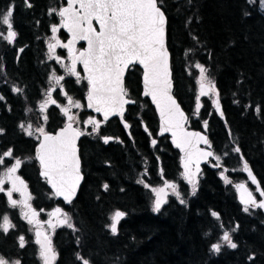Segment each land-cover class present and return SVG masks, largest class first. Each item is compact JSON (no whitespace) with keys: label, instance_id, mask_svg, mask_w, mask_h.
<instances>
[{"label":"trees","instance_id":"trees-1","mask_svg":"<svg viewBox=\"0 0 264 264\" xmlns=\"http://www.w3.org/2000/svg\"><path fill=\"white\" fill-rule=\"evenodd\" d=\"M29 2L33 7L27 8L24 0H0V11L14 6L18 33L13 44L0 36V154L11 148L13 156L21 160L32 157L35 140L21 131L20 124L38 120L36 104L52 66L44 62L46 38L52 34V25H59L57 15H49L59 0ZM159 6L167 19L165 40L173 95L187 115V127L206 134L213 154L225 155L221 164L227 169V181L244 177L230 172L243 159L264 191V14L258 2L162 0ZM0 31L4 33V26ZM56 35L62 41L65 38L61 29ZM57 51L64 53L62 48ZM194 64H201L215 84L223 119L205 96L200 97L197 111ZM139 74L133 65L124 77L128 97L134 101L124 114L128 133L115 118L101 122L99 131L93 132L92 125L83 124L92 114L83 105L75 111L80 126H86V134L78 142L83 178L72 202L62 204L49 196L37 176L34 159L23 163L17 172L36 209L58 205L69 216L72 227H57L50 235L56 251L53 264H82L77 255L89 264H264V216L257 208L249 207L245 212L231 181L226 183L219 170L206 165L198 172L193 194L192 185L181 180L184 172L176 150L165 136L156 135V117L140 95ZM61 85L66 97L82 104L83 81L78 85L65 77ZM13 87L23 91L14 93ZM62 92L58 88L53 92L58 105ZM57 104L49 105L44 114L48 117L42 123L46 132L65 122ZM102 137L111 139L104 143ZM13 162L6 158L0 171ZM138 177L150 186L175 179L179 199L169 198L159 211H153L149 191ZM117 210L125 215L114 235L109 216ZM15 213L0 193V221L7 214L15 225L7 234L0 231V256L18 258L20 264H39L36 246ZM226 231L237 243L236 249L223 244ZM18 235L25 238L23 248ZM215 243L222 245L219 253L210 251ZM249 256L254 259L248 260Z\"/></svg>","mask_w":264,"mask_h":264},{"label":"snow or ice","instance_id":"snow-or-ice-1","mask_svg":"<svg viewBox=\"0 0 264 264\" xmlns=\"http://www.w3.org/2000/svg\"><path fill=\"white\" fill-rule=\"evenodd\" d=\"M247 2L255 4L257 0H247ZM24 3L27 8L33 7L29 0H24ZM161 3L162 0H67L66 6H61L58 9L50 8L49 15H58L60 23L59 25L53 24L51 27V39L55 43H48L49 59H56L65 68L67 74L76 77L78 84L81 80L87 81V106L102 114L104 121H108L109 117L117 115L123 119L124 106L134 103V101L127 98L129 93L124 85V76L125 71L130 66L141 65L143 67V94L151 96L160 112L161 132H172L173 143L186 153V158L182 161L183 176L192 185V192L195 194V176L196 172H199V159H206L212 156L213 153L197 149L196 172L191 171L192 153L187 150L186 146L191 145L192 137H197V143L209 144V141L199 133H187L183 130L184 113L180 111L179 105L171 95L172 84L168 64V50L165 47L167 19L165 12L159 6ZM259 5L261 10L264 11V0H259ZM245 15H249V13L245 12ZM13 17L14 6L12 5L0 11V26L6 27L7 33L3 35L0 31V36L9 44H13L18 35L14 29ZM94 22L95 25H98V28L94 25ZM61 28L70 34L71 38L67 43H61L57 38L56 34ZM77 41H86L87 48L82 51L76 49ZM57 48L67 49L70 64L64 65L61 58L56 55ZM20 51H23V49H20ZM77 63L83 65L84 76H81L77 71ZM196 67L200 71L199 95L203 96L214 92L215 84L205 75L207 70L201 64H197ZM49 79L54 81L55 85L60 86L61 91H63L61 81L64 80V76L53 73ZM12 91L21 93L23 89L13 87ZM0 99H3V97H0ZM68 101L71 107H81L80 102H73L71 97H68ZM214 103L217 111H219V103L216 101ZM50 104H57V101L52 98V89L48 90L44 101L40 102L39 111L46 113ZM57 106L60 107L58 104ZM199 107L198 96L197 111ZM28 111H31V109H28ZM60 111L67 117L68 122L55 135L47 133L43 127L35 129L39 133L37 139L43 137L37 147L35 159L40 165V175L51 185L55 195L62 196L65 201L71 202L83 178L81 176L80 158L77 155L76 140L86 133L73 127V122L79 123V121L76 116L71 114L69 107H60ZM257 111H259V108ZM43 119L47 121V115H44ZM84 123L92 125L93 132H98L101 126V121L92 117ZM124 127L127 128L129 125L125 123ZM20 128L28 136H33V125L31 123L27 126L21 123ZM2 132L3 129H0V133ZM102 139L104 143H108L111 138L102 137ZM153 144H155V141H153ZM235 151L239 152L240 149L236 148ZM6 158H12L14 163L0 173V192L5 191L4 184L11 185L6 191L9 207L16 208L19 206L23 219H26L29 224L35 221L38 226L36 243L39 245L40 258L43 264H53V261L56 260V251L52 246L51 238L39 230V221L35 220L38 214L29 203L32 197L27 192V184L17 175L22 164L33 158L26 157L21 160L14 157L11 148L0 154V165L5 163ZM244 170L248 172L252 183L256 184V179L248 169L247 163L244 165ZM225 182L228 183L229 181L226 179ZM145 187H148V185L145 184ZM104 188L107 189L108 185L105 184ZM167 188H171L173 193L179 196V193L176 192V185L167 181L164 187L153 188L152 191L156 195L153 211H159L161 205L165 203L164 197L167 195L165 189ZM238 188L242 190L241 202L245 205V212H248L250 206L264 209V200L257 202L244 184H240ZM257 191H260L259 186ZM14 192L20 193L22 199L19 201L13 199L12 194ZM260 195L264 197V191H260ZM180 202L184 203L183 200ZM60 214L61 210L57 208L55 212L49 215L59 216ZM124 215V212L117 210L111 217L110 228L112 234L117 233V225ZM212 215L218 217L215 212ZM58 223L66 224L69 228L72 227L67 215ZM49 226L55 227L51 222H49ZM14 227L15 225L11 222L9 216L7 214L3 215L2 221H0V231L7 234ZM221 239L229 249L238 247L227 231L224 232ZM24 244L25 238L20 236V247L23 248ZM221 248V243H215L211 245L210 251L219 253ZM77 259H81L82 264H89L87 259H83L79 255H77ZM253 259V256L248 257L250 261ZM0 264H20V262L19 260L9 262L3 256H0Z\"/></svg>","mask_w":264,"mask_h":264},{"label":"rangeland","instance_id":"rangeland-1","mask_svg":"<svg viewBox=\"0 0 264 264\" xmlns=\"http://www.w3.org/2000/svg\"><path fill=\"white\" fill-rule=\"evenodd\" d=\"M257 2H258V8H259L260 11L264 14V11H262L261 8H260L259 0H257ZM4 28H5V31H4L3 35H6V34H7V33H6V27H4ZM51 37H52V34L49 35V36L46 38V43H45V49H46V51H45V55H44V62H49V64L52 63L49 78H50V76H51L53 73H55V74L58 75V76H64V78H65V77L72 78V80H73L75 83H77V82H76V77L67 74L66 71H65V68L62 67L61 64L57 62L56 59H49L48 43H50V42H51V43H55V41H53V40L51 39ZM61 43H63V42H61ZM57 49H58V48H57ZM57 49H56V55L59 56V57L61 58V60L63 61L64 65H68V64H70V60L68 59V52L66 51V49H65V48H62V49H64V53H63V55H59ZM53 65H54V66H53ZM193 66H194V68L196 69L195 90H194V92H195V94H196V98L199 96V99H200L201 96L199 95V92H198V84H199L198 81H199V77H200V71H199V69L196 67V64H194ZM80 74H81V73H80ZM81 76H82V74H81ZM206 77H207V76H206ZM49 78H48L47 85H46L45 89L42 90V91H43L42 96H41L40 100H39V101L37 102V104H36L37 115H36L35 117H37L38 120L35 122V124H32L31 122H29V123H31V124L33 125V128H32L33 136H29V137L33 138L34 140H37V137H38V135H39V133H37V132L35 131V129H36L37 127H43V128H44V126H43L42 123H44L43 116H44L45 113H41V112L39 111V104H40V102L44 101V99H45V97H46V94H47V92H48L49 89H54V90H56L57 88L60 87V86L55 85V82H54V81H50ZM81 81H82V80H81ZM85 82H86V80H85ZM77 84H78V83H77ZM214 95H215V92H211V93H208V94L204 95V96H205V97L211 102V107H212V109H213V106H212V99H213V96H214ZM52 98L56 100V95H54L53 92H52ZM71 98H72L73 102L78 101V100L74 99L73 97H71ZM80 104H81V103H80ZM50 105H51V104H50ZM81 106H82V104H81ZM60 107H69V108H70V111H71V114L74 115V116H76V118H77V114L75 113V111H77L78 109L81 108V107H80V108L71 107V105L69 104V101H68V97H63V99L60 101ZM194 109H195V108H194ZM60 113H61V115L64 117V120L66 121V120H67V117L64 116L63 113H62L61 111H60ZM86 120H88V118L85 119V120H83V124H84V125H86V124L84 123V121H86ZM40 121H41V122H40ZM38 122H40V124H39V125H36ZM29 123H23V124H24L25 126H27ZM73 123H74V125H75L76 127H78L82 132H85V128H86V126L81 127L79 123H76V122H73ZM20 129H21V128H20ZM21 131H22L25 135H27L22 129H21ZM27 136H28V135H27ZM234 150H235V149H234ZM212 156H213V158H214V162H215V164H221V162H222V157H224L225 155H215V154H213ZM13 163H14V162H13ZM141 164H143V162H142ZM7 167H8V166H7ZM5 168H6V167L2 168L1 171H0V173H2V172L5 170ZM199 171H200V170H199ZM228 171H230V170H228ZM240 171H241V166H240V161H239V162H236V165H235L233 168H231V171H230V172L233 173V174H235V173H238V172H240ZM183 172H184V171H183ZM193 172H196V171H193ZM221 174H222V172L219 171V175H221ZM197 176H199V173H198V172H196L195 180H196ZM236 179H237V180H234V181H241V182H243V183L246 182L245 179H242V178H239V177H236ZM137 180H138V181H142V182H140V183L142 184L143 187H145V184H146V183H143L145 180L143 181V179H142L141 177H138ZM181 180L184 181V182H186V183H188L187 180L184 179V176L182 177ZM168 183H173V184H175V185H176V192L178 193L177 181H176V180H174V181H169ZM164 184H165V182L162 180V181H161L159 184H157V185H152V186L148 185V187H146V188L148 189L149 194H150V197H151L150 202H151V204H152V208H153V206H154V201H155V199H156V195H155V193L152 191V189H153V188H162V187H164ZM3 187H4L5 191L2 192V193L5 194L6 199H7V202H8V197H7V195H6V191H7V189H9V188L11 187V185L6 183V184L3 185ZM165 192L167 193V195L165 196V200H168L169 198H174V199H176V200L179 199V196H177L176 194H174L171 188H167V189H165ZM12 198L15 199V200H17V201H19V200L22 199L20 193H18V192H14V193L12 194ZM30 201H31V200H30ZM30 201H29V203H31ZM244 207H245V205H242V209H243V210H244ZM10 208H12V207H10ZM32 208H33V207H32ZM250 208H253V207H250ZM12 209H15V210L19 213V215H20L19 217H21V208H20L19 206L16 207V208H12ZM33 209H34V208H33ZM34 210H35V209H34ZM35 211H36L37 214H38V215L36 216L35 220H38V221H39V230H40L42 233L47 234L48 236H50L51 233H52V231H53L54 229H56L57 227H60V226L68 227L66 224H60V223H58V221L63 220V219H64V216L67 215V214L64 213L63 211L61 212V214H60L59 216H50L49 214L52 212V211H50V210H47V211H38V210L36 209ZM53 212H54V211H53ZM53 212H52V213H53ZM67 216H68V215H67ZM112 216H113V215L109 216V219H110V223H109V224H110V225H111V217H112ZM68 217H69V216H68ZM21 218H22V217H21ZM22 220H23V221L25 222V224H26V228H27V232H28V234L31 235V241H32V243H34V245L36 246V254H35V255H36V258L39 260V264H43V261L41 260L40 255H39V245L36 243V231H37V227H38V226H37V224L35 223V221H34V223L29 224L28 221H27L26 219H23V218H22ZM49 222H51V224L55 225V227H54V228H53V227H50V226H49ZM69 222H70V219H69ZM70 223H71V222H70ZM68 228H69V227H68ZM19 246H20V245H19ZM7 261L12 262V261H16V260H7Z\"/></svg>","mask_w":264,"mask_h":264},{"label":"water","instance_id":"water-1","mask_svg":"<svg viewBox=\"0 0 264 264\" xmlns=\"http://www.w3.org/2000/svg\"><path fill=\"white\" fill-rule=\"evenodd\" d=\"M63 1H64V4H63L62 6H66L67 0H63ZM94 25H95V22H94ZM95 26L98 28V25H95ZM165 27H166V26H165ZM61 30H62V31L64 32V34L66 35V40H65L64 43H67L68 40L71 38V37H70V34H69L65 29H62V28H61ZM165 37H166V28H165ZM80 45H81V47L77 48V46H80ZM165 47H166V40H165ZM76 48H77L78 50H80V51L86 49V48H87V42H86V41H77V43H76ZM166 48H167V47H166ZM66 51H67V49H66ZM67 52H68V51H67ZM168 64H169L170 80H171V84H172V87H171V95H172V97L176 100V98H175L174 95H173V81H172V77H171L169 52H168ZM77 65H78V67H79V69H80L82 75L84 76L85 73H84L83 65H82V64H79V63H77ZM135 66H136V67L139 69V71H140V74H139L140 95H141L142 97H144V98L147 99V101H148V103L150 104V106L152 107V109H153V111H154V114H155V117H156V121H157V124H156V135H157V136H165V137L167 138V141H168L170 147L176 150V152H177V154H178V158H179L180 166H181V168H182L183 171H184V167H183V163H182V161L186 158V153H185L184 151H181V149L178 148V147L176 146L175 143H173V135H172V132H170V131H168V132H161V117H160V112H159V110L157 109L156 104L152 101L151 96H145V95L143 94V92H144V87H143V67H142L141 65H139V64H136ZM130 67H131V66H130ZM127 70H128V69H127ZM127 70L125 71V74H126ZM124 77H125V76H124ZM87 91H88V84H87V87H86L85 94H84V96H83V105H84L85 110L88 111L89 113H91L93 116H97V117H99V119H100L101 121L105 122V121L103 120V116H102V114L95 112L92 108H89V107L87 106V104H88V101H87V98H86V97H87ZM199 91H200V84H198V92H199ZM203 96H204V95H203ZM127 98H128V97H127ZM128 99H129V98H128ZM132 101H133V100H132ZM214 101H216V102L219 103V111H217L216 104L214 103ZM176 103L179 105L180 111L184 113V117H185V120H184V122H183V130H184V132H187V133H199L201 136H204V137L207 138L206 134H205L203 131L198 130V129H192V128H188V127H187V115H186V113L184 112V110L181 108V106H180V104L177 102V100H176ZM131 104H133V103L126 104V105L124 106L125 110H126V107H127L128 105H131ZM212 106H213V110H214L215 114H216L219 118L223 119V113H222V110H221V105H220L219 99L217 98L216 95L213 96V99H212ZM124 113H125V111H124ZM111 118H116L117 121H118V123H119V124L121 125V127L124 129V131H125V132H128V128H129V127H127V128L124 127V124L127 123V122L124 120V118L121 119V117L118 116V115H117V116H111V117H109V119H111ZM67 122H68V121H66L65 123H63L61 126L57 127L54 131L47 132V133L52 134V135H55L57 132H59L61 129H63V128L65 127V124H66ZM127 124H128V123H127ZM73 127H74V128H77L74 124H73ZM80 137H81V136H80ZM80 137L76 140L77 155H78V156H79V154H78V145H77V144H78V140L80 139ZM40 139H43V137H40ZM40 139L37 140V142L35 143V145H34V147H33V158H34L36 164L38 165V176H39V178H41V179H43V180L45 181V186L47 187V189L50 191V193L53 195V197H54L55 199H59V200H61L64 204H69L70 202L65 201L64 198H63L62 196H56L55 193H54V190H53L52 187H51V185H49V184L47 183L46 179L40 175V171H41V169H40V165H39V162L35 159V156H36V150H37V147H38V145H39ZM191 142H192L191 145H188V146H186V147H187V150H188L189 152L192 153V161H193V162H192V164L190 165V167H191L193 170L196 171V167H197L196 159H197V157H198L197 149L202 150V151H211V150H210L208 144H204L203 142H199V143H197V137H192V138H191ZM245 163H247V162H246L245 160L241 159V171H242V173H243L244 176L246 177L248 183H250V184L253 186V188H254L256 194L258 195V200H257V202H259V201H261V200H264V197H262V196L260 195V191H262V189H261V187H260V185H259V183H258V181H257V179H256V176H255L254 173L252 172V170H251V168H250V166H249L248 163H247V165H248V169L251 171L252 176L255 177V179H256V184H253V183H252V180L249 178L248 172L244 170V165H245ZM201 165H207L210 169H213V170H219V169L222 170L221 177H222V178H225V168H224L223 166H221V165L213 164V163L211 162V156H210V157H207L206 159H205V158H200V159H199V170H200V166H201ZM81 176H82V173H81ZM81 181H82V179H81ZM81 181H80V184H81ZM80 184H79V186H80ZM240 184H243V183L240 182V181L233 182V183H232V188H233V190H234V194H235V198H236L237 202H238L239 204H241V205H244V204L241 202L242 190H240V189L238 188V186H239ZM244 185H245V184H244ZM79 186H78L77 189H76V194H77V192H78ZM258 186H259V188H260V191H257V187H258ZM245 187H246V186H245ZM246 188H247V187H246ZM247 190L249 191L248 188H247ZM249 192H250V191H249ZM76 194H75V196L72 198V201H73L74 198L76 197ZM164 199H165V197H164ZM256 208H258V207H256ZM258 209L260 210V212H261L262 215L264 216V209H261V208H258Z\"/></svg>","mask_w":264,"mask_h":264},{"label":"flooded vegetation","instance_id":"flooded-vegetation-1","mask_svg":"<svg viewBox=\"0 0 264 264\" xmlns=\"http://www.w3.org/2000/svg\"><path fill=\"white\" fill-rule=\"evenodd\" d=\"M64 4V1L63 0H59V5L57 6V9L59 8V7H61L62 5ZM57 17H58V24L60 23V17L57 15ZM63 32V31H62ZM64 33V32H63ZM65 35V34H64ZM57 38H58V36H57ZM59 39V38H58ZM61 42H65V40H66V35H65V38H64V40L62 41L61 39H59ZM79 47H81V45L80 46H77V48H79ZM76 48V49H77ZM70 63H71V61H70ZM79 70V67H78V65H77V71ZM80 71V70H79ZM78 71V72H79ZM79 73H81V72H79ZM83 76V75H82ZM83 82H84V93H83V96H84V94H85V91H86V87H87V81L85 82V80H82ZM81 81V82H82ZM77 84V83H76ZM79 85V84H78ZM58 89H60V87L58 88ZM55 90L54 89H52V92H54ZM60 91H61V89H60ZM62 92V91H61ZM62 96H64V97H66L65 95H64V93L62 92V94H61ZM57 101V100H56ZM82 105H83V97H82ZM60 108V107H59ZM125 112H126V110H125ZM125 114V113H124ZM96 117L97 116H93L92 115V118H95L96 119ZM123 118H124V115H123ZM111 119H114V118H111ZM116 119V118H115ZM110 120V119H109ZM117 120V119H116ZM125 120V119H124ZM99 121H101V120H99ZM126 121V120H125ZM102 123H104L103 121H101ZM106 122V121H105ZM127 122V121H126ZM158 137H162V136H158ZM81 138V137H80ZM38 140V139H37ZM37 140H35V143L37 142ZM78 142H79V140H78ZM35 143H34V145H35ZM34 145H33V147H34ZM78 145V144H77ZM32 157H33V152H32ZM34 159V158H33ZM211 161L213 162V163H215L214 162V158H213V156H212V158H211ZM203 165H201L200 167H202ZM207 166V165H206ZM36 167H37V176H38V165L36 164ZM201 169V168H200ZM191 171L193 172V171H195V170H193L192 168H191ZM227 171V170H226ZM226 171H225V177H227L226 176ZM82 173V172H81ZM240 173H242L241 171H240ZM243 174V173H242ZM221 176V175H220ZM243 176H244V174H243ZM83 177V176H82ZM38 178H39V176H38ZM40 180H42L43 182H44V185H45V181L43 180V179H41V178H39ZM230 179V178H229ZM242 179H245L246 180V182H245V186L249 189V191L252 193V195H253V197L256 199V200H258V195L256 194V192H255V190H254V188H253V186L250 184V183H248V181H247V179H246V177L244 176ZM175 179H173L172 181H174ZM27 192H28V194L30 195V192H29V189L27 188ZM0 193H2V192H0ZM4 196H5V194L4 193H2ZM31 196V195H30ZM49 196L51 197V198H53L54 199V201H60L62 204H64L61 200H59V199H55L54 197H53V195L50 193V191H49ZM5 198H6V196H5ZM6 201H7V199H6ZM31 201H32V199H31ZM30 201V202H31ZM31 204V206L36 210V208L32 205V202L30 203ZM7 205H8V207H9V204H8V202H7ZM251 207V206H250ZM10 208V207H9ZM57 208H59L60 210H61V208L58 206V205H54L53 207H51L50 209H47V210H50V211H54L55 212V210L57 209ZM253 208H255V207H253ZM12 209V208H11ZM15 210V209H14ZM38 211H47V210H43V209H41V208H39V209H37ZM16 211V210H15ZM51 212V213H52ZM62 212V211H61ZM18 217L20 216L19 215V213L16 211V213H15ZM20 219H21V222L23 223V225H24V229H25V232L27 233L26 235H29L28 234V232H27V228H26V224H25V222L22 220V218L21 217H19ZM55 230V229H54ZM19 237H20V235H18L17 236V239H18V241H19ZM29 238L31 239V235H29ZM6 260H12V259H7V258H5ZM13 260H18V258L17 259H13Z\"/></svg>","mask_w":264,"mask_h":264}]
</instances>
